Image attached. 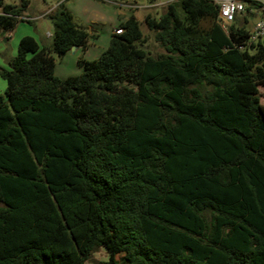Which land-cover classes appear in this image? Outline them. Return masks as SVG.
<instances>
[{"label":"trees","instance_id":"16d2710c","mask_svg":"<svg viewBox=\"0 0 264 264\" xmlns=\"http://www.w3.org/2000/svg\"><path fill=\"white\" fill-rule=\"evenodd\" d=\"M61 1L52 43L24 37L0 67V264H87L98 249L105 264H264V42L247 27L260 4L227 32L213 0L132 17L60 79L57 58L93 38ZM24 2L0 0V40Z\"/></svg>","mask_w":264,"mask_h":264},{"label":"crops","instance_id":"0c3cea01","mask_svg":"<svg viewBox=\"0 0 264 264\" xmlns=\"http://www.w3.org/2000/svg\"><path fill=\"white\" fill-rule=\"evenodd\" d=\"M167 2L168 1L161 2L155 5L145 6L139 2H134V1L128 2L127 0H119V1L91 0V3L84 5L83 7H80L82 4L80 3L77 4L75 1L71 3L69 2L66 3V7L70 12V14L72 15V17L74 18V21L80 27H83L86 31H88L93 38L90 40L88 46L85 49L77 48L74 52H72V54L69 52V54H67L64 58H62L60 61V65L57 63L58 65L56 66V70H55L56 76L59 77L60 79H67L69 77L79 76L83 72L82 67L79 65V61L80 60L94 61L99 59L100 56L108 49L111 38L114 35L113 32L117 28V26L126 22L132 17H134L139 22H143L145 17L148 15V11L150 7L152 8L158 5H163ZM59 3L60 2L58 3L56 2L54 6L49 7L47 11L42 13L37 18H32L29 15H25L27 14V10L29 9V5H28L26 12H24V16H25L24 20L29 19L30 21L32 20L33 22L34 19H38V18L40 19L41 17H43L44 19H48V21H50L49 17L45 18L44 16L47 15L49 12L53 11L59 5ZM91 4L95 5L97 8L94 9L91 6H89ZM1 13H2V9H0V14ZM20 23L23 24L29 22H20ZM20 23L16 26V28L12 32L6 34L0 40V67L8 68L10 60L16 57L18 53V49L17 51L13 50L10 58L7 59L2 58L6 54L5 50H7L5 44L14 43V45L17 44V46H19L18 44L20 43L21 39H23L24 37H33L41 47L49 46L42 43L40 38L36 37V35L33 34L32 31L29 30L28 28L27 29L21 28L23 26H20L21 25ZM99 25H103L104 27L111 30L110 38L107 36L102 38L100 36V33L98 31ZM69 61L70 63L72 62L74 66V71H72V74L64 72V70L67 69L65 67H67L66 65L69 64ZM61 65H64V70L60 67ZM4 82L6 83V81ZM3 86L4 85L2 84V87ZM6 87H7V83L5 87L0 91V96L2 92L3 94L5 93ZM108 260H109V256L105 254V256L102 259L97 258L96 262L97 264H105L108 262Z\"/></svg>","mask_w":264,"mask_h":264},{"label":"rangeland","instance_id":"374dc122","mask_svg":"<svg viewBox=\"0 0 264 264\" xmlns=\"http://www.w3.org/2000/svg\"><path fill=\"white\" fill-rule=\"evenodd\" d=\"M4 1H5V4L19 6V7L22 6L23 3H25L24 2L25 0H4ZM26 1L29 4V9L27 10V14H25V15H29L32 18H37L42 13L47 11V9L49 7H52V6H54L56 4V2L57 3L59 2V0H26ZM74 1L77 4H79V3L82 4L80 7H83L84 5H87V4L91 3V0H74ZM74 1L70 0L69 3L74 2ZM116 1H119V0H116ZM127 1L128 2H132V1L139 2V3H142L145 6H150L151 5L147 0H127ZM166 1H168V2L163 4V5H158V6H155V7H152V8L150 7L149 11H148V14H152L153 16L158 18V17H160L161 15H163L166 12V8H167V6L169 4L175 3L178 0H157L155 4H158V3H161V2H166ZM89 6H91L94 9L97 8L93 4H91ZM53 11L49 12L44 17L45 18L49 17L48 15L51 14ZM24 17H22L23 20H24ZM259 19H260V13H258V16H257V13L254 16H248V18H247V21H248L247 27L249 29H251L259 21ZM28 21H30V20L26 19L23 22H28ZM31 22H32V20H31ZM20 26H23L21 28H25V29L28 28L29 30H31L32 33L35 34L36 37L40 38L42 43H44L45 45H50L52 43V38H50L48 36V34L53 35L54 27H53V24L51 23V21H48V19H44L43 17H41L40 19L39 18L38 19H34V21L31 24L23 23ZM142 30H143L145 36L146 37L148 36L147 44L145 46L147 51L150 52V54L152 56H158V55H161V54L165 53L164 49L159 44H157L155 42L153 34L149 32V30L147 29V27L145 25L142 26ZM98 31H99L100 36L102 38H104L106 36L109 37V38L111 37V30L106 28V27H104L103 25H99ZM20 32H22V31H20ZM262 42H264V39H262ZM5 46L7 48V50H5L6 54H5L4 57L1 56L4 59L10 58L13 50L17 51V49H18L17 48L18 47L17 44L14 45V43L5 44ZM70 53L72 54L71 51H70ZM65 56H63L61 58H57V63L59 65H60L61 59L64 58ZM66 66H67V67H65V68H67L66 70H64V65H61L60 67L64 70V72L72 74V71H74V66H73L72 62L70 63V61H69V64H67ZM1 68H4V67H1ZM2 84L4 85L3 87H2ZM5 85H6V83L0 78V91L5 87ZM259 93H260L261 104L264 105V87H260L259 88ZM4 94L2 92L1 96H3ZM105 254H107V252L104 249H98L96 252L93 253L91 259L87 262V264H97L96 259L97 258L98 259H102L105 256ZM120 259H121V257H120ZM118 261H120V260H118Z\"/></svg>","mask_w":264,"mask_h":264},{"label":"built area","instance_id":"2783aa9c","mask_svg":"<svg viewBox=\"0 0 264 264\" xmlns=\"http://www.w3.org/2000/svg\"><path fill=\"white\" fill-rule=\"evenodd\" d=\"M213 2L219 8V24L225 32L228 31L238 16L246 13L248 2H258L260 8L257 13H260V19L251 29L249 42L257 43L264 39V0H213ZM123 33V28H116L113 32L114 35H122ZM48 36L51 37V35Z\"/></svg>","mask_w":264,"mask_h":264},{"label":"water","instance_id":"95a60500","mask_svg":"<svg viewBox=\"0 0 264 264\" xmlns=\"http://www.w3.org/2000/svg\"><path fill=\"white\" fill-rule=\"evenodd\" d=\"M76 49H77V47H73V48L71 49V52H74Z\"/></svg>","mask_w":264,"mask_h":264},{"label":"clouds","instance_id":"9594fccd","mask_svg":"<svg viewBox=\"0 0 264 264\" xmlns=\"http://www.w3.org/2000/svg\"><path fill=\"white\" fill-rule=\"evenodd\" d=\"M52 36V35H51Z\"/></svg>","mask_w":264,"mask_h":264}]
</instances>
